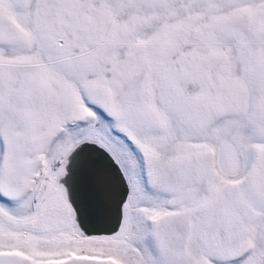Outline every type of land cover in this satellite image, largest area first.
Wrapping results in <instances>:
<instances>
[{"label":"snow or ice","instance_id":"1","mask_svg":"<svg viewBox=\"0 0 264 264\" xmlns=\"http://www.w3.org/2000/svg\"><path fill=\"white\" fill-rule=\"evenodd\" d=\"M0 264H264V0H0Z\"/></svg>","mask_w":264,"mask_h":264}]
</instances>
